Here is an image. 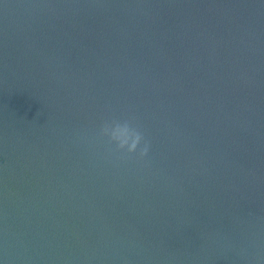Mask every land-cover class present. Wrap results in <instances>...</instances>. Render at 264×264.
<instances>
[{
	"label": "water",
	"instance_id": "1",
	"mask_svg": "<svg viewBox=\"0 0 264 264\" xmlns=\"http://www.w3.org/2000/svg\"><path fill=\"white\" fill-rule=\"evenodd\" d=\"M0 264H264V0H0Z\"/></svg>",
	"mask_w": 264,
	"mask_h": 264
},
{
	"label": "clouds",
	"instance_id": "2",
	"mask_svg": "<svg viewBox=\"0 0 264 264\" xmlns=\"http://www.w3.org/2000/svg\"><path fill=\"white\" fill-rule=\"evenodd\" d=\"M99 134L115 146V153L120 154V159L143 161L148 156L150 142L134 119L104 121L99 127Z\"/></svg>",
	"mask_w": 264,
	"mask_h": 264
}]
</instances>
